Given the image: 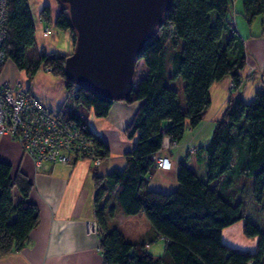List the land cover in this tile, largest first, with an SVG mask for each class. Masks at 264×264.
Masks as SVG:
<instances>
[{
    "label": "trees",
    "instance_id": "1",
    "mask_svg": "<svg viewBox=\"0 0 264 264\" xmlns=\"http://www.w3.org/2000/svg\"><path fill=\"white\" fill-rule=\"evenodd\" d=\"M240 2L244 21L252 24L259 18L264 34V0ZM233 3L171 0L161 25L143 47L138 60L147 74L122 101L139 103L125 129L128 138L136 137L135 145L125 154L122 169L95 178L94 219L100 230L102 264H264V89L250 103L237 92L246 53L233 21ZM57 4L53 26L69 32L74 45L67 6ZM41 15L50 28L47 6ZM5 34V62L31 76L43 69L65 80L67 98L60 116L91 137L102 160L106 159V144L89 131L86 119L75 109L104 118L113 101L74 88L63 69L68 55L34 48L28 0H7ZM224 78L230 79L233 93L210 140L196 149L203 156V176L180 163L174 191L148 189L147 177L156 168L153 157L163 140L178 145L188 131L201 126L211 103L210 87ZM178 79L183 82L184 108L172 86ZM32 186L25 174L12 176L11 166L0 161V257L23 249L38 224V209L28 200ZM14 189L19 195L16 202ZM106 194L113 195L115 208L106 207ZM114 209L125 216L143 212L165 241L163 254L153 256L145 250L146 244L128 243L118 230L108 229ZM237 223H242L246 238L256 239L254 251H239L222 241L223 230Z\"/></svg>",
    "mask_w": 264,
    "mask_h": 264
},
{
    "label": "crops",
    "instance_id": "2",
    "mask_svg": "<svg viewBox=\"0 0 264 264\" xmlns=\"http://www.w3.org/2000/svg\"><path fill=\"white\" fill-rule=\"evenodd\" d=\"M238 2L240 1L234 0L232 5L236 13L233 21L244 40L246 60L240 73L241 85L237 92L241 93L246 103H250L257 91L264 89V34L260 19L256 25L258 18L252 24L237 18V13L242 11ZM28 4L34 24V48L47 54H71L74 45L70 33L59 31L53 26L58 13L57 3L28 0ZM45 6L49 8V27L53 30L49 36L43 34V29L47 27L41 15ZM141 62L143 71L137 78L135 88L147 74V69L142 60ZM12 72V64L5 62L0 70V80L9 84L16 83L17 80L11 77ZM65 83L62 78L40 69L30 81L25 79L21 85L45 107L62 116L61 110H65L63 106L67 98ZM231 84L229 78L212 84L210 107L198 129L188 131L178 145H171L169 140L165 139L168 146H162L154 158L167 160L169 167H156L152 171L147 177L148 189L161 193L174 191L177 187L180 163H185L194 171L200 168L198 174L203 176V156L197 154L196 149L204 147L210 140L214 124L226 107L228 95L233 93ZM138 106L139 103L113 101L108 115L104 118H96L91 110L76 107L75 111L86 119L89 131L100 138L108 148V157L97 166L87 160H79L72 165L43 162L37 168L9 134L0 136V161L11 166L12 176L21 172L28 177L33 185L28 200L38 209V224L30 232L29 243L18 252L1 256L0 264H102L100 238L88 232V224L95 221V178H103L112 170L125 166L124 156L133 149L136 142L135 136H126L125 129ZM13 193L16 202L19 195L15 189ZM112 196L106 194L107 208H115ZM235 226L236 229L229 227L227 235L222 234V241L239 251H254L256 239L244 240L242 223ZM108 229L118 230L128 243L146 244L145 250L153 256H161L164 252V239L152 228L143 212L125 216L114 209V215L108 221Z\"/></svg>",
    "mask_w": 264,
    "mask_h": 264
},
{
    "label": "water",
    "instance_id": "3",
    "mask_svg": "<svg viewBox=\"0 0 264 264\" xmlns=\"http://www.w3.org/2000/svg\"><path fill=\"white\" fill-rule=\"evenodd\" d=\"M67 6L75 44L64 74L77 88L109 101L135 90L136 62L171 0H59Z\"/></svg>",
    "mask_w": 264,
    "mask_h": 264
},
{
    "label": "built area",
    "instance_id": "4",
    "mask_svg": "<svg viewBox=\"0 0 264 264\" xmlns=\"http://www.w3.org/2000/svg\"><path fill=\"white\" fill-rule=\"evenodd\" d=\"M6 17L7 0H0V69L5 63ZM43 34L51 35V29L44 28ZM3 134H9L37 168L43 162L72 165L87 160L97 166L103 161L91 137L45 107L18 82L9 84L0 80V136ZM162 146L167 147L168 143L165 141ZM153 161L158 168L169 167L165 159L153 157ZM99 231L95 221L88 224L90 234L98 236Z\"/></svg>",
    "mask_w": 264,
    "mask_h": 264
},
{
    "label": "rangeland",
    "instance_id": "5",
    "mask_svg": "<svg viewBox=\"0 0 264 264\" xmlns=\"http://www.w3.org/2000/svg\"><path fill=\"white\" fill-rule=\"evenodd\" d=\"M46 1H54V2H59V0H45V2ZM238 1H240V0H238ZM238 4H239V6H241V2H238ZM57 6H58V4H57ZM235 15H236V13H235V11H234V16H233V14H232V17L234 18L235 17ZM237 18L240 20H244L243 19V17H242V15H241V12L239 11V13H237ZM259 24V18H258V20L256 21V25H258ZM50 26V25H49ZM52 32H53V30H51V34H52ZM7 62H9V61H7ZM9 63H11V62H9ZM137 65L135 66V75H134V84L136 83V81H137V78H138V76L142 73V71H143V67H142V62H141V60H138L137 62ZM12 64V63H11ZM12 66H13V72L11 73V77L12 78H14L15 80H17V82L18 83H23L24 81H25V79H27V81H30L31 80V78L33 77V76H31L30 74H27L26 73V71H24V70H22V71H19L18 69H16L15 68V66L12 64ZM38 71H40V69L38 70ZM37 71V72H38ZM10 73V72H9ZM8 73V74H9ZM182 81L180 80V79H178V81L176 82H174L173 84H172V86H173V88H175L176 90H177V92H178V99H179V102H180V105H181V107L182 108H184V97H183V93H182V87H183V82L181 83ZM231 86V88L233 87V85L231 84L230 85ZM231 94L229 93V95H228V98H229V96H230ZM228 100V99H227ZM199 169L200 168H197L196 169V172L197 173H200L199 172ZM198 175H201V174H198ZM235 225H233V228H235L236 229V226L234 227ZM239 227V226H238ZM230 228H226V229H224L223 230V236L224 235H227L228 234V230H229ZM237 230H238V228H237ZM240 232V231H239ZM243 238H244V240H251V239H248V238H246V237H244L243 236ZM238 250V249H237Z\"/></svg>",
    "mask_w": 264,
    "mask_h": 264
}]
</instances>
